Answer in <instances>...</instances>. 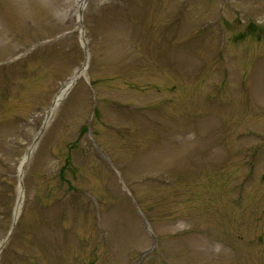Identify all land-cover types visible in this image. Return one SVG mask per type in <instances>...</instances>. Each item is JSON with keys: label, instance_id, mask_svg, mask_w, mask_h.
<instances>
[{"label": "rangeland", "instance_id": "obj_1", "mask_svg": "<svg viewBox=\"0 0 264 264\" xmlns=\"http://www.w3.org/2000/svg\"><path fill=\"white\" fill-rule=\"evenodd\" d=\"M79 1L0 0V264H264V0H86L47 116Z\"/></svg>", "mask_w": 264, "mask_h": 264}, {"label": "bare ground", "instance_id": "obj_2", "mask_svg": "<svg viewBox=\"0 0 264 264\" xmlns=\"http://www.w3.org/2000/svg\"><path fill=\"white\" fill-rule=\"evenodd\" d=\"M83 1L84 0H80L79 4L80 7L81 5H83ZM87 63L84 65V67H82V69H80L79 71H77L75 73V75L69 80L67 81L63 87L60 89V91L57 93L54 101H53V107L54 109L61 103V101L65 98L66 94L69 92V90L72 88V86L77 82V80L82 77L85 74L86 71V67H87ZM25 163V159H23V161L20 164L19 167V175H22V166ZM21 205H22V195L20 194L18 196V200L15 206V210H14V220H17V218L19 217L20 211H21Z\"/></svg>", "mask_w": 264, "mask_h": 264}, {"label": "water", "instance_id": "obj_3", "mask_svg": "<svg viewBox=\"0 0 264 264\" xmlns=\"http://www.w3.org/2000/svg\"><path fill=\"white\" fill-rule=\"evenodd\" d=\"M81 18H82V11L80 10V11H79V22H80V23H79V28H80L81 34H83V30H84V28H83V26H82V24H81ZM82 47H83V50H84V53H85V56H86V60H87V59H88L87 47H86V44H85L83 38H82ZM85 64H86V62H85ZM53 108H54V107H52V109L48 112L47 116H50V114L52 113ZM20 178H21V177H20ZM20 185H21V187H22L21 181H20ZM13 230H14V225H12V227H11L10 234H9V237H8V238H10V236H11Z\"/></svg>", "mask_w": 264, "mask_h": 264}, {"label": "trees", "instance_id": "obj_4", "mask_svg": "<svg viewBox=\"0 0 264 264\" xmlns=\"http://www.w3.org/2000/svg\"><path fill=\"white\" fill-rule=\"evenodd\" d=\"M250 27L253 28V29L255 30V27H254L253 25H250ZM0 182H1V180H0Z\"/></svg>", "mask_w": 264, "mask_h": 264}]
</instances>
